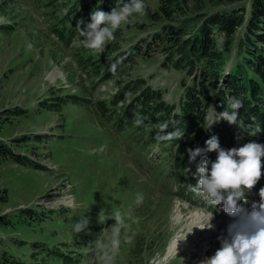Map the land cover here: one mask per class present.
Wrapping results in <instances>:
<instances>
[{
    "label": "rangeland",
    "instance_id": "rangeland-1",
    "mask_svg": "<svg viewBox=\"0 0 264 264\" xmlns=\"http://www.w3.org/2000/svg\"><path fill=\"white\" fill-rule=\"evenodd\" d=\"M101 2L0 0V145L7 144L16 155L45 166L22 164L0 153V249L5 258L13 256L14 264H96L92 242L115 223H107L111 218L105 220V216L121 210L130 226L131 243L121 244L116 264H202L221 247V238L210 233L217 228L211 221L212 230L194 227L179 241L181 253L169 252L171 246L176 248L177 238L199 223L198 215L206 212L192 208L178 195L168 197L172 190L164 176L178 181L181 192L182 181L194 175L185 173L180 182V175L175 174L179 145L153 141L151 150L142 146L143 127L138 130L133 120H137L140 92L151 86L161 90L167 102L179 104L184 85L202 81L205 67L194 56L193 66L179 63L181 52L161 43L163 27L170 21L153 15L160 0H145L146 15H136L119 28L115 41L102 54L85 48L81 43L85 37H80L72 21H83L85 8ZM243 4L249 9L250 0L213 3L202 12L238 9ZM66 27L69 30L61 38L58 31ZM243 32L240 27L231 53L225 54L227 65L215 91L211 89L213 100L219 94L230 102L238 99L233 95L236 89L225 79L248 55L246 49L239 53ZM214 34L217 48L222 49L226 36L217 29ZM135 45L137 50H132ZM127 51L130 59L103 79L113 63L119 66L124 58L120 53ZM240 66L247 71L244 62ZM128 83L132 86L125 96L132 102L131 116L124 118L130 121L119 126L115 121L126 100L114 105L117 110L108 116L100 111L108 105L101 102L99 108L97 102L111 101ZM72 94L84 98L78 101L67 96ZM157 102L158 98L151 104ZM251 132L264 141V132L256 126ZM158 148L161 155L154 154ZM150 151L151 158L158 157L157 163L149 160ZM140 193L144 200L137 205ZM53 197L73 199L74 205L62 200L49 205L46 201ZM84 216L90 219L88 228L73 233V225ZM96 222L102 224L101 229L94 226Z\"/></svg>",
    "mask_w": 264,
    "mask_h": 264
},
{
    "label": "clouds",
    "instance_id": "clouds-1",
    "mask_svg": "<svg viewBox=\"0 0 264 264\" xmlns=\"http://www.w3.org/2000/svg\"><path fill=\"white\" fill-rule=\"evenodd\" d=\"M146 8L145 0H127L122 6L112 8L110 12L99 9L93 11L90 14V23L81 28L80 25L84 23L81 20L77 25L80 37H85L81 40L82 45L95 53L102 54L106 45L115 41V32L128 24L134 16L146 15ZM116 68L117 64L114 63L110 70L115 73ZM242 107L243 102L239 99L230 103L231 111L224 110L216 114L213 106L206 117L209 121L206 128H210L220 120H225L230 125L240 126L242 122H239V109ZM142 122L141 119L136 120L137 125ZM167 127V124L160 126V132L157 134L158 141H171L183 137L184 132L179 129L167 132ZM205 143L206 149L200 147L187 149L189 160L194 161L198 155L205 152L214 151L217 156L215 161L207 157L201 160L196 169V174L199 175L198 182L195 185H189L190 189L202 196L207 204L212 207L222 205L226 213L238 215L239 219L229 225L228 235L220 239L221 247L213 256L205 258L202 264H264V187L259 190L260 201L253 202L250 212L241 209L238 203L240 200H246V194L251 192L264 174L262 173L264 144L249 141L240 147L224 149L215 135ZM143 200V194L140 193L135 203L140 205ZM108 218H113L115 223L107 230V234L102 232L92 242L96 264H116L121 244L131 243L128 235L130 226L126 214L121 210H115L105 216V220ZM212 218L213 213L210 212L204 222L193 224L190 231L177 238L176 249L179 241L185 240L194 227L201 230L211 229ZM89 223V217L80 218L73 225V233L83 232L88 228Z\"/></svg>",
    "mask_w": 264,
    "mask_h": 264
},
{
    "label": "trees",
    "instance_id": "trees-1",
    "mask_svg": "<svg viewBox=\"0 0 264 264\" xmlns=\"http://www.w3.org/2000/svg\"><path fill=\"white\" fill-rule=\"evenodd\" d=\"M112 1L109 0L110 4H107V2L103 6V9L107 10V12L127 2V0ZM242 1L244 0H160L157 12L153 13L155 18L158 17L170 21V24L163 27L162 37L164 40L161 43L165 45L168 43L170 47L181 52L179 63L185 61L193 66V58L191 57L194 56L195 62H201L205 67L202 70L204 79L200 80L201 87L198 90L188 87V97L184 101L185 116L195 125L202 123L201 116L196 114L197 107L195 105L199 103L198 97L208 98L211 89L215 91L217 81L220 79V73L225 67V54L231 53L232 39L238 29L243 27L244 32L240 38L239 53L243 49H246L248 55H243L242 53L243 59L241 58L240 63H245L247 71L244 72L239 63L225 81L230 88L236 89L233 95L243 99L246 114L255 117L260 128L264 130V0H250L249 9L243 4L238 9L218 10L211 13L202 12L207 5L213 3L232 4ZM178 17L180 19H177ZM175 20H178V22H175ZM196 21L197 24L194 26L193 24ZM193 27L194 30L192 32ZM215 29L226 36L222 49L217 48V38H215L214 34ZM66 30L67 28H62L58 31L61 38L65 37ZM260 42H262L263 46H259ZM120 54L124 58L119 61V67L117 65L118 69L131 57L130 51L121 52ZM171 57L169 55V59ZM249 69L253 72L251 75H249ZM110 74L108 72L107 75ZM205 79L209 80V84H207ZM246 80L247 83H245ZM248 95H250L251 101ZM76 97L78 98L79 96L71 95V98ZM156 98H158V102L153 106L150 102ZM221 101L220 99H216L215 103L219 107V110L224 111L226 110L224 108L225 105L221 104ZM139 103L146 111L156 110V115L158 116H162L164 113L167 115L171 112V108L161 100L160 93L149 87L146 91L141 92ZM138 109L141 111V108ZM125 111L129 112L128 107ZM203 131L204 128L200 127L194 140L199 138ZM0 153L9 154L22 164L38 166L35 160L27 158L26 155H16L7 144L3 143L0 145ZM38 167L45 168L41 164ZM6 257L0 249V264H14L12 261L13 256L9 255Z\"/></svg>",
    "mask_w": 264,
    "mask_h": 264
},
{
    "label": "bare ground",
    "instance_id": "bare-ground-1",
    "mask_svg": "<svg viewBox=\"0 0 264 264\" xmlns=\"http://www.w3.org/2000/svg\"><path fill=\"white\" fill-rule=\"evenodd\" d=\"M58 200H62V202L64 201V202H67L69 205H74V200L73 199H70V200H67L66 198H64V197H53V198H50V199H47V203L49 204V205H58L57 204V202L56 201H58ZM59 202V201H58ZM60 203V202H59ZM62 204V203H61ZM180 211H182L180 208H178ZM199 216V223H202V222H204L206 219H207V216H205V215H202V214H200V215H198ZM212 230V229H211ZM202 233L203 232H201L200 233V235H202ZM210 233H212V232H210ZM197 236H199V232H198V235ZM176 242V241H175ZM209 242H210V240H209ZM172 245V244H171ZM180 246V245H179ZM178 247V246H177ZM170 248V247H169ZM183 249V248H182ZM182 249H176V248H174V247H172L171 246V248H170V250H169V252H179V253H181L180 251H182ZM185 250H190V249H184V251ZM183 251V252H184ZM177 254V253H176ZM176 254H174V255H176ZM201 257V256H200Z\"/></svg>",
    "mask_w": 264,
    "mask_h": 264
}]
</instances>
